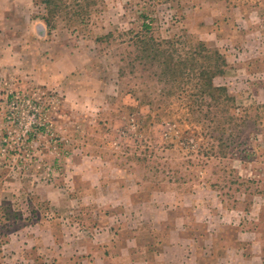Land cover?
I'll return each instance as SVG.
<instances>
[{"label":"rangeland","instance_id":"1","mask_svg":"<svg viewBox=\"0 0 264 264\" xmlns=\"http://www.w3.org/2000/svg\"><path fill=\"white\" fill-rule=\"evenodd\" d=\"M56 3L47 27L42 0H0V207L22 213L0 216V264H264V0ZM143 23L224 57L243 132L225 158L157 151L162 127L135 141V93L162 87Z\"/></svg>","mask_w":264,"mask_h":264},{"label":"trees","instance_id":"2","mask_svg":"<svg viewBox=\"0 0 264 264\" xmlns=\"http://www.w3.org/2000/svg\"><path fill=\"white\" fill-rule=\"evenodd\" d=\"M57 1L60 0H42L48 11L42 17L47 27L53 26L55 7L59 8ZM150 29L149 25L143 23L140 32L131 33L134 35L139 64L144 68L147 64L156 65L158 73L153 77L156 85L162 87L153 91L147 88L146 91L135 93L134 100L137 105L133 111L136 110L138 116L130 123L137 132L134 135L135 141L139 138L142 140L143 132L147 135L148 129L150 133L152 129L162 127L164 131L159 138L160 143L156 144L157 151L174 150L177 147L188 156L197 154L208 159L225 158L231 144L235 143L233 136L243 132L234 131L242 126V120L237 117L240 109L237 101L228 93L226 87L214 83L215 78L225 72L224 57L202 43L184 50L182 41L156 39L149 34ZM146 107V113L142 115L140 110ZM142 145L145 144L135 143V160L130 161L139 162L145 173L150 161L154 160L152 155L156 156L153 150L156 146L146 145L144 150ZM184 164L188 171L194 167L202 169L203 174L207 171L206 163L201 161L193 164L187 160ZM11 208L10 204L0 207L3 220L22 216L20 211H13Z\"/></svg>","mask_w":264,"mask_h":264}]
</instances>
